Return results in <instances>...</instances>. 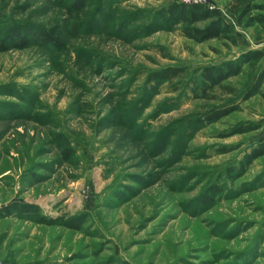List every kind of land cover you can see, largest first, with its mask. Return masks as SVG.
<instances>
[{"label": "rangeland", "instance_id": "obj_1", "mask_svg": "<svg viewBox=\"0 0 264 264\" xmlns=\"http://www.w3.org/2000/svg\"><path fill=\"white\" fill-rule=\"evenodd\" d=\"M206 1L232 39L195 42L159 19L188 0H0V33L29 39L0 38V211L36 206L0 213V264H264V155L240 163L264 142V76L243 99L264 57L193 91L204 66L264 50V31ZM49 29L59 44L39 37ZM166 67L179 75L149 79Z\"/></svg>", "mask_w": 264, "mask_h": 264}, {"label": "trees", "instance_id": "obj_2", "mask_svg": "<svg viewBox=\"0 0 264 264\" xmlns=\"http://www.w3.org/2000/svg\"><path fill=\"white\" fill-rule=\"evenodd\" d=\"M229 18L236 24L248 28L259 25L264 31V0H229L225 7ZM159 19L164 23L179 24L182 35L195 41L204 42L210 39H232L233 26L230 21L221 15H216L205 5L200 3L172 2L161 8L158 12ZM203 22L202 25H196ZM39 37L44 42L52 45L60 43L53 29L38 31ZM2 40L1 46L6 49H21L29 45V39L21 35L19 26H12L0 33ZM7 42L11 44H6ZM264 57L262 49H247L241 52L235 59H227L216 64L204 66L199 70L198 86L193 87L194 93H199L200 97H207L209 91L215 86L220 85L227 78L237 75L241 72L242 65L246 64L253 67ZM178 68L166 67L152 72L149 79L155 81H165L175 78L179 75ZM264 74L259 72L255 80L243 94V99H247L259 92V87ZM197 84V83H196ZM264 95V94H263ZM236 109L235 106H219L203 114L201 120L211 123L228 115ZM257 126L251 125L245 128L234 130L233 133L251 131ZM65 154H70L68 150ZM66 155V156H67ZM264 155V142L259 143L252 148L250 152L244 155L241 160L243 168L249 165L256 158ZM36 206L23 201H12L2 207L0 213L9 214H36ZM43 221V218H40ZM46 222L53 223L51 218L45 219Z\"/></svg>", "mask_w": 264, "mask_h": 264}, {"label": "built area", "instance_id": "obj_3", "mask_svg": "<svg viewBox=\"0 0 264 264\" xmlns=\"http://www.w3.org/2000/svg\"><path fill=\"white\" fill-rule=\"evenodd\" d=\"M189 3H200L205 5L209 10H212L214 6L207 2L206 0H188Z\"/></svg>", "mask_w": 264, "mask_h": 264}]
</instances>
